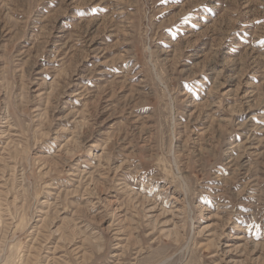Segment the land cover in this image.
<instances>
[{"label":"rangeland","instance_id":"1","mask_svg":"<svg viewBox=\"0 0 264 264\" xmlns=\"http://www.w3.org/2000/svg\"><path fill=\"white\" fill-rule=\"evenodd\" d=\"M0 264H264V0H0Z\"/></svg>","mask_w":264,"mask_h":264},{"label":"bare ground","instance_id":"2","mask_svg":"<svg viewBox=\"0 0 264 264\" xmlns=\"http://www.w3.org/2000/svg\"><path fill=\"white\" fill-rule=\"evenodd\" d=\"M219 72V71H218ZM219 74V73H218ZM197 75V74H196ZM217 75V74H216ZM219 88V87H218ZM248 93V92H247ZM256 105V104H255ZM242 108V107H241ZM252 108V107H251ZM242 113V112H241ZM231 114V113H230ZM245 124V123H244ZM197 130V129H196ZM38 261V260H37Z\"/></svg>","mask_w":264,"mask_h":264}]
</instances>
